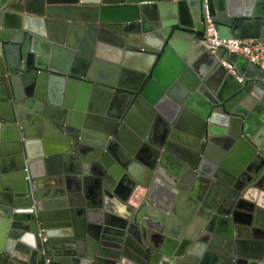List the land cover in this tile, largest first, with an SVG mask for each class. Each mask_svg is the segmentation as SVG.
I'll return each mask as SVG.
<instances>
[{"label":"water","instance_id":"1","mask_svg":"<svg viewBox=\"0 0 264 264\" xmlns=\"http://www.w3.org/2000/svg\"><path fill=\"white\" fill-rule=\"evenodd\" d=\"M0 3L5 4V0H1ZM206 3L219 37L264 42V0H31L21 7L10 6V9L5 10L2 17L0 16V86H4L9 80L12 81V72L17 70V67L11 58L13 57L11 52L13 54L16 52L19 56L20 53L23 54L25 59V66L22 65L23 68L20 71L26 67L31 69L27 76H23L25 84L32 77L46 78L50 71L79 81H86L89 87L95 88L96 109H101L102 113L107 109V102L113 93L122 94L125 97L122 105L113 104V117L110 118L111 120H106L109 123L108 131H99L87 142L81 139L79 134L82 130L79 121L74 122L72 119L64 121L66 125L63 126L57 123V119L51 118L47 111L44 114L46 118H43L40 115L41 111L34 107L30 110L24 107L26 111L24 109L21 111L19 123L15 119L13 110H5L0 114V119L13 130V141L10 144L13 157L11 161L9 160L10 173L5 176L11 183V190L8 191L14 195L9 208L14 210L13 217L24 220L26 237L23 241L26 243V251L29 252L28 256L33 264H38L39 259L40 264H53L51 261H46L50 259V253L44 250L48 246L50 233L52 236L61 233V230L54 228L48 235L47 223L36 206L33 207L35 185L32 184L38 179L35 173L39 163L34 160V156L28 150L26 134L30 125L28 121H34V118L37 123L30 127L38 130L48 128L57 148L60 149L66 172L70 171L83 177L85 186H82L81 192L88 200L93 197L90 194L91 185L94 186V192H99L101 183L98 182L107 176L108 166L105 160H108L109 152L107 151L110 145L115 149L114 156L119 158L122 164L130 160L122 158L121 148L116 145L118 141L115 138L122 141L126 134L129 135L130 139L125 140V143L123 141V144L131 154L138 157L143 152L141 147H150L145 139L149 124L152 123H157L166 130L163 137L167 136L169 131L173 133L182 128L195 133L194 138L199 147L186 152L189 156L190 154L195 156L192 158H199L202 153L201 160H205L204 156L216 153L211 141L215 142V135L224 128L225 145L223 151L218 152V160L223 163L230 157L234 158V155H238L239 161L247 167L246 170L243 167L237 171V175L247 173L237 182H235L236 177L228 173L226 188L232 187L234 191L240 193L251 184L249 181L253 180L255 183L258 180V183H262L263 186L260 187L258 183L255 185L264 189V168L260 172L256 168L254 170L251 168L252 166L258 168L261 163L264 164V68L226 48L221 47L212 51L206 47L202 42L208 25L205 13ZM45 22L47 29L51 32L48 34L50 42L46 41L45 44L51 55H48L50 57L46 59L38 56L34 52L35 48L30 45L32 40L36 41L37 34L42 33L45 37L46 34L43 32ZM103 28L113 32L110 36L114 38L109 45L112 51L120 54L122 47H125L126 52L138 53L136 57L139 58L140 73L128 72L129 77L134 80L130 85H122L116 82L114 77L109 79L104 76L92 75L91 77L81 70L76 72L75 69H69L65 72L66 70L63 71L53 61V53L77 47L76 44L73 46L70 43L69 38L64 42L59 40V31L66 32L67 37V34L69 35L74 29L84 30L85 36L92 37L93 39L90 40L94 44L96 33L101 32ZM118 33L124 35L126 40L122 39L123 36L119 38L115 35ZM67 41L68 44L64 46L63 44ZM95 46L105 48L107 45L102 41ZM86 47L90 48L89 44ZM68 53L77 57L74 51ZM80 62L78 61L77 64ZM112 63L115 68L117 66L119 68L121 62L117 56H114ZM252 86L256 89L253 98ZM40 89L43 90L42 84L38 86L36 92L30 94L37 98L34 103L42 94ZM102 93L106 96L101 97ZM0 98H6V95L0 92ZM247 98L249 102H245ZM0 102L8 103L3 100ZM53 104L55 103L50 102L49 109ZM84 107L85 102L81 104L80 110ZM140 112L144 113L147 124L141 120L140 135H137L129 127ZM221 117L225 119L223 124L222 121L220 122ZM44 119H48V123ZM120 120H122L121 125ZM74 129L79 130L73 133ZM83 129L86 128L83 127ZM116 129L119 130L118 134L115 132ZM172 135L169 137L168 145L174 143ZM201 140L204 143H201ZM147 141L150 142L151 139L148 138ZM109 142L110 145H108ZM162 142H152L156 148L152 147L151 156L143 160L151 179L158 163L165 165L168 163L166 154L160 156V150L163 149ZM205 143L208 146L203 151L200 146L204 148ZM172 148L169 147L168 151ZM247 149L248 153L245 152ZM172 151L178 153V151ZM194 161L195 159L190 160L192 163L190 168H193L191 175L195 177L199 174V180L194 188L197 187L195 188L197 191L203 192L207 185L203 188L200 184H208L212 181L213 172L219 168L213 167L214 171L209 173L208 177H204L202 169L197 167ZM243 177L250 179L246 183ZM203 181L206 183H202ZM194 195V209L187 223H191L192 230H195L193 227L196 226V238L202 230V238H205L210 230L214 229L211 226L213 220H210L212 210L204 206L201 194L194 192ZM238 197L242 198L244 194L241 193ZM133 208L135 212L136 208ZM139 213L141 212H138V215ZM200 218L204 220L199 225ZM132 221V224L135 223L134 220ZM197 221L198 224H196ZM139 233L142 234L143 231L127 228L124 234L127 241L121 247L120 253L118 250V254L115 255L116 260L119 259V254L122 258L123 254L131 255V251H134L141 258L138 257L136 262H127V264H155L154 254L149 249L144 247L145 250H143L135 245V240L139 242L137 236ZM183 237V235L179 236L172 242L168 239L169 247L176 250L172 259L174 264H184L185 260H182L184 255H189V251H192V249L188 250V247L192 245L191 239H182ZM43 238H46V242H43ZM262 238L264 239V236ZM262 244L264 250V243ZM259 250L257 257L261 258L263 250ZM92 254L93 250L86 255L87 259L82 260L84 261L82 264L89 263L93 257ZM198 255L201 256V254ZM259 262L257 264H264L262 260Z\"/></svg>","mask_w":264,"mask_h":264},{"label":"crops","instance_id":"2","mask_svg":"<svg viewBox=\"0 0 264 264\" xmlns=\"http://www.w3.org/2000/svg\"><path fill=\"white\" fill-rule=\"evenodd\" d=\"M44 27L43 32L46 34V22ZM47 33L51 32L48 31ZM85 33L84 30L74 29L70 32V37L68 34L66 37V32H58V36L60 35L62 40L69 38L70 43L77 46L67 49L64 47L67 45L65 44L62 47L66 49L53 53L54 63L63 71L72 70V66L77 65V62L83 59L78 50L81 51L84 44H91L90 38L85 36ZM107 34L103 38V42L107 46L95 50L103 58L96 63L97 65H92L87 75L91 77L92 75L104 76L107 79L114 77L116 82L118 81L122 85H130L131 81L134 80L129 77L128 72L140 73L139 58L136 57L138 53L126 52V48H123L120 54L112 51L109 45L114 36H110V33ZM36 38V41L32 40L34 52L40 57H45V59L50 57L48 55L51 53L49 54V50L45 46L46 41L50 42L48 35L44 37L40 33L36 35ZM122 39L126 40V37H122ZM74 50L79 54L77 57L68 53ZM114 56L120 59L119 68L118 66L115 68L112 63ZM40 79H45L44 86L52 97L51 103L55 104L51 105L52 107L49 109L50 105L39 99L32 107L41 112L47 111L54 120L61 113H64L65 120L72 119L74 122L79 121L81 126L87 125L86 129L82 127L84 131L81 130L79 133L85 142L90 141L91 136L93 139V135L98 134L99 131H108L109 123L107 121L113 117V104L120 106L125 100L122 94L113 93L107 102V109L102 113L101 109H96L95 88L89 87L90 85L86 81L56 74H48L46 78ZM255 90L252 86V98ZM105 96V94H101V97ZM246 101L249 102V98ZM83 102H85V107L80 110ZM9 104L0 102V114L4 113L5 110L12 109ZM25 107L28 110L32 109L27 104ZM220 119L223 124L225 119L223 117ZM141 120L146 122L142 112L133 119L131 127H129L137 135H140ZM28 122L30 125L26 134L27 147L31 155L34 156V160L39 163L35 173L38 179L33 184L31 183L35 185L33 207L38 208L47 223L48 235L54 228L61 230V233L53 234V236L50 233L49 235L50 240L47 249L50 253V259L47 261H51L53 264H82L84 262L82 260L87 259L86 255L92 253L93 250L92 259L85 264L136 262L140 256L134 251H131V255L123 254L122 258L119 254V259H115L118 250L120 253L121 247L127 241L124 235L127 228H132L135 231L144 229L145 232L142 233L144 237L141 238L137 235L139 242L135 240V245L143 248V250H145L144 247L149 249L154 254L155 264H174L172 259H174L176 250L169 247L168 239L172 242L182 235L184 236L182 239H191L192 241L191 247H188V250L192 249V251H189V255L185 254L184 259H182L185 260L184 264H257L259 260L264 262L262 244L264 243L262 238L264 236V189L254 184L247 194H244V197L238 198L237 191H234L232 187L226 188L225 182H222L224 178L223 174L218 175L219 170H223L222 172L226 170L231 176L236 177L235 182L247 175V173L244 175L236 174L243 167H245L244 170L247 169L245 164L239 161L238 155H234V158L230 157L223 163L218 160V152L221 153L225 145L224 128L215 135L216 141H211L216 153L211 154V156H204L205 160H202L201 169L204 174L214 171L212 170L213 167L219 168L217 172H213L212 181L208 184H200L203 188L207 185L203 192L197 191V187L194 188L199 180V174L195 177L191 175L192 168L187 165L185 159L178 156L180 153L199 147L194 138L195 133L182 128L172 133L174 138L171 137L173 139L171 140L174 141L172 143L174 145L173 150L183 152L176 154L175 157L171 156V168L169 166L170 170L167 171L169 172V179L174 181L177 178V182H175L180 186L178 191L172 183L160 176L151 179L147 174L148 169L145 163L138 159L140 155L137 157L135 154H131L129 149L124 146L123 141L125 143L130 139L129 135L126 134L124 139H121L122 141L118 138L115 140L118 141L121 148L122 158L130 159L131 163L126 166L119 159L114 160L109 153L107 155L108 160H105V164L108 166L107 176L98 182L101 183V190L96 193L93 189L94 186L91 185L92 191H89L93 197L88 200L81 192L82 186H85L83 177L70 171L66 172L64 159L59 152L60 149L57 148L48 128L44 130L32 129L30 126L37 123L36 118L34 121L29 120ZM45 122L48 123V121ZM5 124L7 123L0 119V249H2L0 251V264H33L28 256L29 252L26 251V243L23 241L26 237L24 220L13 217L14 210L9 208V203L13 200L14 195L8 191L11 190V183L5 176L10 173L9 162L13 157L10 145L13 141V130ZM160 126L157 123L149 124L145 141L150 147H146L147 149L156 148L152 142L157 141V137L163 133V127ZM148 138L152 142H148ZM201 141L204 143L203 140ZM141 148L143 150V147ZM200 148L203 149L201 146ZM248 151V149L245 150L247 153ZM239 152L241 153V150ZM141 155L146 160V153H141ZM255 168L257 170V166ZM176 171H180L181 174H176ZM243 178L246 183L250 179L249 177ZM98 183L96 184L98 185ZM202 183L206 182L203 181ZM98 188H100L99 185ZM194 192L201 194L204 206L212 210L210 220H213L211 226L214 229L213 231L210 230L205 238H202L203 230L196 238V226H192L195 229L192 230L191 223H187L194 209ZM99 193L100 195H98ZM133 207L141 212L139 213V220L134 225L128 217ZM198 220L200 225L204 218ZM140 223L146 227L143 228ZM66 229L68 230L66 231ZM259 249L263 250L261 258L257 257ZM38 264H40V259Z\"/></svg>","mask_w":264,"mask_h":264},{"label":"flooded vegetation","instance_id":"3","mask_svg":"<svg viewBox=\"0 0 264 264\" xmlns=\"http://www.w3.org/2000/svg\"><path fill=\"white\" fill-rule=\"evenodd\" d=\"M31 0H5V4H1L0 3V16L2 17V13L5 11V10H9L10 8V6H14V7H21V6H23V5H26V4H28L29 2H30ZM0 2H1V0H0ZM102 28V27H101ZM49 30L46 28V35H45V37L49 34V33H47ZM107 33H110V34H112L113 32L112 31H110V30H108V29H105V28H103V30L101 31V32H97L96 33V42L93 44V43H91V44H89V47L90 48H87L86 47V45L84 44V46H83V48H82V50L80 51V50H78V53H80L82 56L81 57H83V59L81 60L82 61V63H80V64H77V65H74V66H72V69L74 70H76V72L78 71V70H81L82 72L83 71H85V73L86 74H88V70L92 67V65H97L96 63L97 62H99L100 60H101V58H103V56L102 55H99V52H95V50L97 49V47L95 46V44H97L98 42H102V41H104L103 40V38H105V36L106 35H108ZM45 34V33H44ZM144 34V33H143ZM33 35H36V34H33ZM115 35H118V36H123L124 37V35H122L121 33H118V34H115ZM48 38H49V40H50V37H49V35H48ZM61 39V37H60V35H59V40ZM90 39H93L92 37H90ZM62 40V39H61ZM66 40V39H65ZM65 40H63V42L65 41ZM58 44L60 43V42H57ZM104 43V42H103ZM66 44H68V41H67V43ZM93 44V45H92ZM101 44V43H100ZM31 46H33V44H30ZM63 45H65V44H63ZM91 45V46H90ZM94 46V47H93ZM123 48H125V47H122V49ZM75 51V53H76V55H79V54H77V51L76 50H74ZM11 54H12V56L13 57H11L12 58V60H13V62H14V65H15V67H17V70H14L13 72H12V75H13V78H12V81L11 80H9L8 82H7V84H5L4 86H0V92L2 93V95H6V98H0V100H3V101H6V102H8V103H11V105H12V109L11 110H13V114H14V116H15V119H16V121L19 123V120H20V118H19V115H21L22 114V112L21 111H23V109H24V111H26V109L24 108L25 106H26V104L27 105H29V106H33L35 103V100L37 99L36 98V96L35 95H30V94H32L33 92H36L37 90H38V86L39 85H41L42 84V86H43V90H41L40 89V91H41V93L42 94H40V96H39V99L40 100H42V101H45V103L47 104V105H50V102H51V100H52V97L49 95V93H48V91H47V89L45 88V86L43 85V83H44V81H43V79H40L39 77L38 78H36V77H32L31 78V80H29V81H27V83L25 84V80H23V76H27L29 73H30V70L31 69H29L28 67H26V69H24V70H22V71H20V69H22L23 67H21L22 65H24L25 64V59L23 58V54L21 55V53H20V56H19V54H17L16 52L13 54L12 52H11ZM81 59V58H80ZM87 60H89V61H87ZM86 62H90V63H86ZM25 66V65H24ZM25 68V67H24ZM49 74H56V75H59V76H64V75H62L61 73L60 74H58V73H53V72H49ZM77 74V73H76ZM45 80V79H44ZM118 82V81H117ZM126 112V111H125ZM27 114H28V111H27ZM44 114H45V110L44 111H42V112H40V115H42V117L43 118H46V117H44ZM64 117H65V114L64 113H61V115L60 116H58V118H57V123L58 124H60L61 123V125H63V126H65L66 125V122L67 121H69V120H65L64 119ZM111 119H112V117H111ZM44 120H46V121H49L48 119H44ZM64 121H66L65 123H64ZM119 123H120V125L122 124V120H120L119 121ZM82 127H84V128H86L85 127V125H83ZM81 127V128H82ZM75 130H79V129H74L73 130V133H74V131ZM165 129L164 128H162V132L163 133H161L157 138H158V140H157V142L159 141V142H161V141H163L162 142V150H160V156H163L164 154H166L167 155V159H166V161L168 162L166 165L165 164H162V163H158L157 164V167H156V169L154 170V172H153V177L154 178H156L157 176H160V177H162V178H164V179H166L168 182H170V183H172L173 185H174V187L176 188V190L178 191V188H180V186H178V184L176 183L177 182V178L174 180V181H172L171 179H169V176H168V174H169V172H167L168 171V169L169 168H171V162H172V160H171V156L173 155L174 157L175 156H177L176 154H178V153H180V152H178V153H174L172 150L174 149V148H172L171 149V151H168V148L169 147H174V145L173 144H171V145H168V140H169V137L172 135V131L170 132H168L167 133V136H164L163 137V134L165 133ZM76 132V131H75ZM115 132H117V134H118V132H119V130L118 129H116L115 130ZM80 133V132H79ZM116 134V135H117ZM117 137V136H116ZM112 142V141H111ZM113 143V142H112ZM117 144L116 145H118L119 146V143L118 142H116ZM108 145H110V142H109V144ZM207 144L205 143L204 144V148L202 149L203 151L204 150H206V148H207ZM145 149H147V148H144L143 147V154L144 153H146V155H147V158H149L150 156H151V153H152V151H151V149H147L146 151H145ZM158 149V148H157ZM119 150V149H118ZM114 151H115V149L110 145L109 146V150L107 151V152H109L110 153V155H112L113 157H114V159H116V160H118L119 158H117V157H115L114 156ZM165 152V153H164ZM173 152V153H172ZM178 156H180L182 159H185L186 160V163H188L187 165H189L190 167L192 166V163H190V160H192V159H195V163L194 164H196L197 165V167L199 166L200 168H201V164H202V156H203V154L201 153L200 154V157L198 158H192V156L193 155H191L190 154V156H189V154L185 151L184 153H180V155H178ZM112 157V158H113ZM186 157H187V159H186ZM193 157H195V156H193ZM146 158V159H147ZM138 159H141V160H144L145 159V157H143L142 155H140L139 157H138ZM131 163V161L130 160H128V162L126 163V166L127 165H129ZM170 166V167H169ZM169 167V168H168ZM253 170L255 169V167H251ZM264 168V164H262L261 163V165H259L258 166V172H260L262 169ZM187 169V168H186ZM193 169V168H192ZM195 169H198V168H195ZM170 170V169H169ZM180 171H182V170H180ZM180 171H176L175 173L177 174V173H179ZM195 171H197V170H195ZM223 171V170H222ZM222 171H218V175L219 174H223V181L222 182H225V185L227 186V184H226V181H228L227 180V178L229 177L228 176V172L225 170V172H222ZM217 172V171H216ZM221 172V173H220ZM186 173V172H185ZM200 173V172H199ZM179 174H181V173H179ZM183 174V173H182ZM204 174V173H203ZM208 175L209 174H204V177H208ZM213 175V174H212ZM215 175V174H214ZM217 175V176H218ZM216 176V175H215ZM218 178V177H217ZM246 178V177H245ZM236 180V179H235ZM260 180V179H259ZM176 181V182H175ZM249 183H251V184H249V186H247L246 187V189L245 190H241L240 191V193H238L239 191H237V197L241 194V193H243V194H247V192L250 190V188L252 187V185H254L255 183H258V180L254 183V181L252 180V181H249ZM257 185H259L260 187H261V185H262V183H258ZM263 186V185H262ZM239 198V197H238ZM201 204V206H202V203H200ZM145 206V205H144ZM143 206V207H144ZM35 207V206H34ZM38 209V208H37ZM36 210V209H35ZM133 210H134V208L132 209V211L128 214V217L130 218V222L132 221V220H134V222L136 223L137 222V220H139V215H138V211L137 210H135V212H133ZM136 218V219H135ZM133 222V221H132ZM134 224V223H133ZM141 224V223H140ZM141 226L143 227V228H145L146 226H144V225H142L141 224ZM47 230V229H46ZM139 230V229H138ZM48 231V230H47ZM139 231H143V233L145 232L144 231V229H142V230H139ZM141 233V232H140ZM139 233V235H141V238L142 237H144L143 236V234H140ZM45 252L46 251H48V249L46 248V250H44ZM47 253V252H46ZM48 260V259H47ZM46 260V261H47ZM48 262V261H47Z\"/></svg>","mask_w":264,"mask_h":264},{"label":"built area","instance_id":"4","mask_svg":"<svg viewBox=\"0 0 264 264\" xmlns=\"http://www.w3.org/2000/svg\"><path fill=\"white\" fill-rule=\"evenodd\" d=\"M207 28L206 36L202 41L207 48L215 51L221 47L235 52L249 59L251 62L258 64L264 68V42L257 40H240V39H227L218 36L215 26L212 22L211 15L208 9V3L205 8ZM43 242H46V238H43Z\"/></svg>","mask_w":264,"mask_h":264}]
</instances>
